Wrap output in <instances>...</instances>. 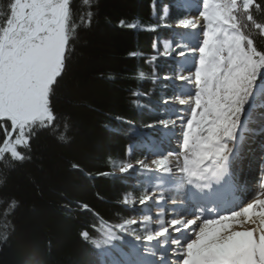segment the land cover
I'll return each instance as SVG.
<instances>
[{"label":"snow or ice","instance_id":"1","mask_svg":"<svg viewBox=\"0 0 264 264\" xmlns=\"http://www.w3.org/2000/svg\"><path fill=\"white\" fill-rule=\"evenodd\" d=\"M202 2L199 16L179 18L176 28L182 31L174 30L173 38L163 42L162 56L174 51L181 58L174 74L163 77L179 94L162 102L169 118L145 126L164 129L177 149L165 155L157 148L150 163L137 161L139 171L147 176L146 186L138 197L124 194L119 204L125 209L132 205L141 213L139 218H122L113 225L95 213L100 220L99 226L93 225L98 235L80 233L101 255L112 257L105 264H264V175L260 191L248 203H231L222 195L236 188L241 149L257 123L253 114L264 107L257 104L264 95V84L258 85V80L264 82V21L256 18L264 14V3ZM83 4L91 5L92 0ZM93 15L85 13L81 24L90 26ZM77 27L72 0L0 4V169L15 170L31 162L32 141L41 131L51 130L57 139L66 140L52 98L66 72ZM157 47L154 42L153 48ZM156 60L152 56L147 63ZM137 79L160 82L155 69L151 77L141 71ZM142 95L132 93L136 107L148 108L139 103ZM259 122L264 123V115ZM72 167L79 169L78 164ZM135 167L122 163L119 173ZM5 182L6 178L0 179V184ZM8 203L13 211L18 206L14 198ZM78 208L94 212L87 203ZM7 238L6 232H0V239ZM115 241H122L128 250L116 247Z\"/></svg>","mask_w":264,"mask_h":264},{"label":"trees","instance_id":"2","mask_svg":"<svg viewBox=\"0 0 264 264\" xmlns=\"http://www.w3.org/2000/svg\"><path fill=\"white\" fill-rule=\"evenodd\" d=\"M173 1L92 0L84 5L83 0H72L78 27L70 41L66 72L52 98L66 140L60 141L51 130L41 131L32 141L31 162L15 170L0 169V179L6 178L0 184V232L8 236L0 239V264H100L112 259L80 233L98 235L93 228L100 224L95 213L113 225L134 214L119 201L133 189L134 176L140 181L144 174L135 169L121 174L119 166L127 162V145L141 146L145 140L137 128L164 117L160 96L169 97L167 81H140L137 76L142 71L151 77L154 69L158 77L165 72L167 66L153 52L152 42L168 37V31L152 18L151 5ZM88 11L94 15L91 25L84 27L80 17ZM256 18L264 21V14ZM153 27L155 31L146 30ZM152 56L157 60L147 63ZM134 91L143 94L139 103L148 108L136 107ZM147 130L158 133L155 128ZM13 198L18 202L14 211L8 203ZM80 203L89 204L94 212L82 211Z\"/></svg>","mask_w":264,"mask_h":264},{"label":"rangeland","instance_id":"3","mask_svg":"<svg viewBox=\"0 0 264 264\" xmlns=\"http://www.w3.org/2000/svg\"><path fill=\"white\" fill-rule=\"evenodd\" d=\"M202 7H203L202 0H177L176 1V5L173 8H170L168 6H164L161 9H157L154 6L153 16L152 17L155 19V21H157V23L160 24V27H162V28H164V29L169 31V38L168 39H159L158 41H156V42H158V47L155 48V52L158 54V56L160 58H164L163 61L166 62L167 65H172L170 67V69H169V73L167 74L168 76H171V75L174 74V70L177 69L176 61L181 59V58L178 57L174 51L168 57L162 56L161 53L163 52V42L165 40H170V39L173 38V31L174 30L182 31V30L176 28V21L179 18H182L184 16L198 17L199 16V11L198 10L202 9ZM189 8L191 10H189ZM165 9H167V12H168L167 17H165ZM167 25H171V27H168ZM177 42L179 43L180 41L177 39ZM173 47H175V45H173ZM168 60L171 63H169ZM182 83L183 82L176 81V84H182ZM260 84H261V81L258 80V85H260ZM169 87L171 88L170 98H173L175 95L179 94L178 92H174L173 91L172 83L169 85ZM260 104H262V103H260ZM178 107H183V106H178ZM262 111L263 110H261L260 107H258L254 113L258 114V112H260V114H261ZM257 114H253L254 117L257 116ZM167 118H169V117H167ZM172 118L174 119L175 117H172ZM160 129L163 132H162V135L158 139H152L151 136L146 134L151 139V142L144 144L146 146L145 147V152H144V157L143 158H139L137 160L131 159V163L133 165H135L138 169H139V166L137 165V161L144 160L145 162L150 163L151 160L155 158V156L152 155L151 153L153 151H155L157 148L162 149L163 153L165 155H167V153L169 151H173V150L177 149L176 141L174 139L173 140H169L168 136L165 135V130L162 129V128H160ZM175 146H176V148H175ZM133 149L134 148L131 147V146L128 147V154L130 155V157H132ZM165 149H167V150L164 151ZM247 156H248V154L244 157L243 160H241V159L240 160L242 162L246 161L248 159ZM240 166H241V163L239 164V162H238L237 165H236V169L237 170L235 169L236 172L238 171ZM146 183L142 182L139 185V188H138V190H136V193H133L135 197H138L142 193V191L144 190V188L146 186ZM179 198L180 197H177V199H179ZM129 206H132V205H129ZM135 207L137 209H140L141 206L138 204V202H136ZM151 211H152V213H155L157 211V209L155 207H152ZM144 214H147V213H144ZM139 216H137V218H139Z\"/></svg>","mask_w":264,"mask_h":264},{"label":"bare ground","instance_id":"4","mask_svg":"<svg viewBox=\"0 0 264 264\" xmlns=\"http://www.w3.org/2000/svg\"><path fill=\"white\" fill-rule=\"evenodd\" d=\"M261 83L264 84V82H261ZM260 97L262 99L259 98L257 100L258 105H260V103H264V95H261ZM260 109L263 111L261 114L260 112H258V114L254 113V114H257V116H255L257 123H254L251 127L255 135L254 139H256V137L259 136L260 137L259 140L260 142H262L264 132H262L261 129H264L263 127L264 123L259 122V118L261 115H264V107H260ZM252 136L253 135H247L245 138L244 144L241 149V156H240L241 160H243L244 157L249 153L247 148L253 142ZM251 154L252 153L250 152V155ZM241 160H239V164L241 163V166L239 167L237 172H236L237 169L235 170L236 188L231 191L226 189L225 190L226 192H223L222 194L231 203H235L241 200L243 203H248L252 199H254L256 197V193L260 191L259 186L256 189L250 186V184L252 183V180L255 177L254 173H255L256 167L254 166V159L250 157L246 161L242 162Z\"/></svg>","mask_w":264,"mask_h":264}]
</instances>
